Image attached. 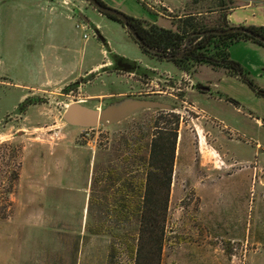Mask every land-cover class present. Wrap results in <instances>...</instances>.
I'll list each match as a JSON object with an SVG mask.
<instances>
[{
	"label": "rangeland",
	"instance_id": "1",
	"mask_svg": "<svg viewBox=\"0 0 264 264\" xmlns=\"http://www.w3.org/2000/svg\"><path fill=\"white\" fill-rule=\"evenodd\" d=\"M101 1L163 27L175 20L162 17L172 19L180 4L187 14L215 6V0ZM76 11L91 22L84 31L75 28ZM205 17L194 18L212 24ZM62 36L85 52L57 62L55 49L43 44L53 37L60 46ZM110 53L136 59L116 69ZM221 71L206 65L181 71L144 55L124 26L86 0H0V264H133L120 243L126 230L108 225L123 223L122 206L139 203L143 169L135 164L120 176L118 149L123 139H150L158 128L175 127L176 117L160 264L185 253L193 258L186 264H264V98L256 92L264 88L245 74L232 81ZM86 74L91 80L79 85ZM201 80L210 95L195 93ZM124 99L168 108H143L105 126L63 119L72 104L101 111ZM209 202L223 217L207 213ZM216 220L233 229L214 230Z\"/></svg>",
	"mask_w": 264,
	"mask_h": 264
},
{
	"label": "trees",
	"instance_id": "2",
	"mask_svg": "<svg viewBox=\"0 0 264 264\" xmlns=\"http://www.w3.org/2000/svg\"><path fill=\"white\" fill-rule=\"evenodd\" d=\"M224 6H226L225 3ZM104 16L121 24V21L114 16ZM225 16V13L219 15L214 24L202 21L199 25L195 21V16L187 15L177 19L175 30L127 17L131 28L138 34L144 45L154 49L153 52L149 51L145 46L134 41L144 54L156 56L155 51L169 53L170 56H175L171 61L181 71H188L197 65H206L212 69L223 68L229 74L238 75L244 79L241 67L229 59V46L240 40H249L264 47L263 43L242 32L195 34L211 29H228L230 26ZM246 28L264 38V26ZM256 92L264 98V91ZM174 122L176 123L173 128L156 129L150 139H123L125 146L118 149L121 156L123 155L120 176L126 175V171L135 164L143 169L142 179L135 187V197L140 200L139 203L134 207L122 206L118 217L122 215L123 223H119L117 218L115 221H110L108 225V228L126 230L127 233L120 239V243L133 264H160L175 154L177 117ZM125 167L127 169H124ZM114 170H110L108 174H113ZM132 189L134 192V188ZM129 216L134 217V224L131 223ZM131 231L134 235L130 234ZM113 236L110 237L114 243ZM109 250L110 262H112L115 244L110 245Z\"/></svg>",
	"mask_w": 264,
	"mask_h": 264
},
{
	"label": "crops",
	"instance_id": "3",
	"mask_svg": "<svg viewBox=\"0 0 264 264\" xmlns=\"http://www.w3.org/2000/svg\"><path fill=\"white\" fill-rule=\"evenodd\" d=\"M226 1L229 2L228 6H224V3ZM202 2L206 3L207 0H202ZM225 7H228V8H225ZM168 10L172 11V14L175 13L174 10L177 11L176 12L177 15L175 14V16L172 17V19H171V17H162V18H164L166 21L167 20L168 21L169 20H175V21H169L171 23L170 27L169 26H165V27L159 26V27L173 30L174 25H176L177 19L183 18L187 15L195 16V15H201V14H204V16H206L205 17L206 20H208V17H211L210 19L212 20V24H214L217 17L219 15H222L223 13H225V15H226L225 19H226V21L230 27H232V26H241V27L264 26V0H215V6L213 8H210V11H208L207 13H199L198 12V13L187 14V13L183 12V7L181 6V4L177 8H175L174 10H172L170 8H168ZM57 14L61 15L62 13H57ZM63 17L67 20H73L70 17L64 16V15H63ZM143 17H144L143 14L140 13L139 16H135L134 18L146 21ZM148 23H150V22H148ZM150 24H154V22L152 21ZM72 40H73L72 37L67 38L66 36H64V37L62 36L61 40H60V43H61L60 46L53 42L54 41L53 37L47 38L46 42L44 41V38L42 40L40 39L39 41H41V42L44 41L43 47H46L49 45L50 47L54 48L55 53L57 54V57H59V59H57V62L58 61L62 62L66 59H69L72 56V52H77L78 56H79L80 52H85V51H83L84 48L81 49L78 46H77L78 49L75 50L74 49L75 46L73 45V43H72V45L70 44V41H72ZM41 53H42V51H41ZM39 54H40V52H39ZM228 54H229L230 59L232 61H234L235 63H237L241 67L244 74L247 75L248 78H255L257 80L262 81V83H259V85H260L259 87L264 88V47L263 46H260L256 43L249 41V40H240V41H237V42L233 43L232 45H230V47L228 48ZM88 60H90V59H88ZM137 60L140 61V59H137ZM93 67H96V66L93 65ZM220 69L222 70L221 71L222 77L230 79L232 81L238 80L237 78H235L231 74H228V72L225 69H223V68H220ZM210 70H212L211 67H210ZM88 71H92V70H88ZM30 72L31 71L28 69V73H30ZM38 73H39V71H38ZM197 82L202 83V85L206 86L208 90L204 91V92L196 91L195 93L198 95H210L211 91H210L209 82L208 81L202 82V80H201V82L200 81H197ZM239 83L242 84V82H239ZM213 87L216 88L215 84L213 85ZM199 117H201V116H199ZM206 208H208L207 213L210 214V212H211L212 215L216 214L217 219H218V217H223L220 214L216 213L215 210L212 209V208H214L213 202L207 203ZM217 221L218 220H216V222H215L216 225H215L214 230H217L219 232L224 233V231H226L228 229H233V227H231V225L228 226L227 228L225 226L219 228L217 225ZM231 224H233V223H231ZM198 252H199V255H205L202 253V252H205L204 249H202L201 251H198ZM178 254H176V255H178ZM182 256H183V258L180 257L179 259L178 258L173 259V261H171V264H179V263L186 264V263L190 262L191 260H193V258H188L186 253Z\"/></svg>",
	"mask_w": 264,
	"mask_h": 264
},
{
	"label": "water",
	"instance_id": "4",
	"mask_svg": "<svg viewBox=\"0 0 264 264\" xmlns=\"http://www.w3.org/2000/svg\"><path fill=\"white\" fill-rule=\"evenodd\" d=\"M86 1L99 13L104 14V15H111V16L116 17L118 20H120L124 28L127 30V32L131 35V37L139 45L145 46V48L149 49L150 51L154 50L144 45L143 41L138 36V34L135 31H133V29L131 28L128 22V17L125 14H123L122 12L116 9L110 8L102 4L98 0H86ZM75 13L83 23H85L88 26L91 25L90 20L87 17H85L83 13L79 11H76ZM230 32L246 33L249 36L253 37L254 39L264 44V38L262 36L254 33L253 31L249 30L246 27H241V26H232L224 30L211 29V30H207V31H203V32L195 33V34L197 35L223 34V33H230ZM97 37L102 40L100 35H98ZM155 107L168 108V106L159 104L157 102L145 101L141 99H124L118 103H113V104L108 105L106 108H104L101 111H94V110L84 107L81 104L76 103L66 108V110L63 113V119L68 124L79 126V127H94L97 125L105 126V125L114 123L118 120H121L122 118L140 109L155 108Z\"/></svg>",
	"mask_w": 264,
	"mask_h": 264
},
{
	"label": "flooded vegetation",
	"instance_id": "5",
	"mask_svg": "<svg viewBox=\"0 0 264 264\" xmlns=\"http://www.w3.org/2000/svg\"><path fill=\"white\" fill-rule=\"evenodd\" d=\"M100 1V0H99ZM101 2V1H100ZM104 4V3H103ZM105 5V4H104ZM120 25H122V23L120 24ZM123 26V25H122ZM126 34L133 40V41H135L132 37H131V35L127 32V30H126ZM136 42V41H135ZM134 42V43H135ZM137 43V42H136ZM135 43V44H136ZM138 44V43H137ZM136 44V45H137ZM139 48V47H138ZM147 50H149V49H147ZM150 51V50H149ZM154 51V50H153ZM152 51V52H153ZM142 52V51H141ZM143 53V52H142ZM155 53L157 54L156 56H152V58H155L156 60H159V61H170L171 63H173L171 60L172 59H174V57H172V56H170V54L169 53H162V52H156L155 51ZM144 54V53H143ZM144 55H147V54H144ZM110 58L112 59V61L114 62V64H113V67L114 68H116L117 69V67H119V64H121L120 65V67L121 68H124V67H126L125 65H122V62H128L129 60H131V61H129V63H133L132 61H134L133 59H129V58H121V57H118L117 55H114V54H111L110 53ZM148 56V55H147ZM125 59V61H123V60ZM129 59V60H128ZM174 65V64H173ZM131 66V65H130ZM175 66V65H174ZM132 67V69H137V66L136 65H133V66H131ZM92 76L91 75H87L86 74V77H84L83 79H81L82 81H81V83H79V85H81V84H85V83H89V81L91 80L90 78H91ZM196 87L199 89L198 91L199 92H204V91H207L208 89H207V87L206 86H204V85H197L196 84ZM75 88H77V85L75 84V85H70L69 87H68V90H72V89H75ZM152 94H157V92L156 91H152ZM145 95H148V94H145ZM155 96H157V95H155ZM30 101L31 102H34V100L33 99H30Z\"/></svg>",
	"mask_w": 264,
	"mask_h": 264
},
{
	"label": "built area",
	"instance_id": "6",
	"mask_svg": "<svg viewBox=\"0 0 264 264\" xmlns=\"http://www.w3.org/2000/svg\"><path fill=\"white\" fill-rule=\"evenodd\" d=\"M75 28L76 29H80V30H85V28H86V24L85 23H83L82 21H80V22H78V23H76L75 24ZM83 37L85 38L86 37V35L85 34H83Z\"/></svg>",
	"mask_w": 264,
	"mask_h": 264
}]
</instances>
